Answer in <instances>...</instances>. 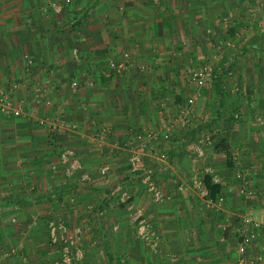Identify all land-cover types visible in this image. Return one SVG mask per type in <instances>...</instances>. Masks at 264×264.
<instances>
[{
  "label": "crops",
  "instance_id": "crops-1",
  "mask_svg": "<svg viewBox=\"0 0 264 264\" xmlns=\"http://www.w3.org/2000/svg\"><path fill=\"white\" fill-rule=\"evenodd\" d=\"M52 1L57 0H0V91L21 82L10 94L23 108L18 117L0 112V264H52L53 251L44 221L61 214L73 224L87 225L83 212L92 203L99 205L97 209L103 207L98 226L102 234L107 223L121 221L116 225L119 230L112 232L111 243L119 247V237L124 238L131 228L126 214L104 208L108 182H125L133 202L145 208L167 248L177 252L178 264H238L240 257L236 259V248L228 238L224 240L218 233L212 243L218 220L209 223L206 215L198 214L205 199L195 192L191 181L197 163L192 160L193 153L182 156L186 146L176 139L182 135L179 110L188 90L182 79L187 74L183 66H190V71L198 62L220 56L213 43L216 28L222 24L217 15L230 14L233 21L226 12L232 5L227 0H70L67 11L56 19L50 10ZM242 2L243 12L248 10L258 17V5ZM252 19L256 22L247 27L240 52L264 58V30L257 31L256 44L250 46L255 38L250 30L264 26L255 16ZM235 25L231 23L229 33ZM123 52H129L130 61L125 70L114 75L108 61L120 60ZM26 54L33 60L31 65ZM260 64L258 79L250 83L249 91L257 95V111L264 118V62ZM74 79L79 81V88L71 91L69 84ZM203 101L193 108L198 121H205L210 117L208 111L212 112ZM54 120L61 122L56 132L50 131ZM167 129L170 137L165 140L161 134ZM190 131L184 135L192 137L196 130ZM148 133L154 135L145 137ZM138 134L143 136L140 141ZM250 145L251 149L248 144L235 147L239 166L219 165L218 170L225 182H230V172L243 168L251 175V186L261 193L264 169L256 163L261 155L253 151L257 146ZM66 147L74 149L91 174L90 181L95 182L91 184L95 188L77 187L81 189L79 200L71 215L61 208L65 190L70 187L63 182L79 181L65 176L59 161V152ZM134 152L141 155L143 167L154 168L158 185L170 196L168 201L154 204L145 186L136 180L140 172L129 171ZM214 152L220 154L215 147ZM162 153L167 156L165 160L159 157ZM259 153L263 158L264 149ZM209 156L212 159L211 153ZM103 165L109 167V174L100 172ZM173 178L184 179L186 186L179 188ZM29 183L36 188L33 192L18 189ZM54 188H61L57 198H40L50 196ZM221 195L228 202L230 195ZM13 218L17 224L11 223ZM196 227L201 229L198 237ZM260 236L255 241L257 247H253L256 253L264 252ZM7 243L16 247L18 255L7 252L11 249ZM126 248L120 246L119 251L127 252Z\"/></svg>",
  "mask_w": 264,
  "mask_h": 264
},
{
  "label": "rangeland",
  "instance_id": "rangeland-1",
  "mask_svg": "<svg viewBox=\"0 0 264 264\" xmlns=\"http://www.w3.org/2000/svg\"><path fill=\"white\" fill-rule=\"evenodd\" d=\"M248 1L249 2L252 1L254 5H258V7L261 8L260 12L259 11L255 12L258 14V17L256 15H251L250 14L251 12H249L248 10L247 11L245 10L244 12L243 10H241V6H243L242 0L226 1L228 5L230 4L232 5L229 6L230 10L226 12H228V14L231 13V17L234 18L233 21L229 20L230 14L229 15L226 14L225 16L222 15L221 17L219 14L217 15L219 21L222 24L216 28L218 29L217 31L215 29V31L217 32L216 33L217 40L215 39L216 42L214 41L213 43L215 45L214 46L215 50L217 51V53L220 54V56L216 55L212 57V61L210 60L200 61L198 62L199 64L194 65V67L196 68L191 69L190 71H189V68H191L190 66H186V67L183 66L184 67L183 71L187 73V74H183L184 76L182 77L184 84L188 89L186 91L187 93L186 100L188 98H192L193 102L191 105H188L183 112L181 109L179 110V113L181 114V118H182L181 122L179 123V127L181 129L180 131L182 132L180 133L182 135L181 137L180 136L176 137V139H178L182 143L184 142V146H186L185 149L183 150L182 156H184L185 153L187 155L188 154L191 155L192 153L194 154V155L192 154L194 159L192 157L190 158H192L194 163H197L196 165L197 169L192 174L193 176L192 175L191 176L192 177L197 176L198 178H201L202 174H205L204 168L207 166H213L220 176V184L222 185V192L227 195H230L229 197L231 199L229 198L228 202L227 200H225L224 197L222 201L212 202V204L207 202V200L205 199V202H203L201 204L202 206L200 205L201 207L198 209L199 212L198 214L199 215L201 214L202 216L206 215V218H208L209 223L210 222L213 223L214 219L218 220V224H214L213 227L214 234L212 235V243L216 242V240L213 239L216 237L218 233L221 234L220 236H224V240H227L228 238L227 242L231 246L233 247L235 246L236 252L238 253V254L236 253V259L240 257L239 258L240 260H238V264H242L241 263L242 258L244 264H256V262L258 261L264 262V252L260 250L257 251L256 253L255 252L256 250L253 248V247H257L255 244L257 242L256 240L260 235H261L260 237L263 238L264 240V232L260 233L255 240L256 242L254 241L253 244L248 247L247 254L245 256L241 255L238 251V242H239L238 232L240 230V226L241 223L243 222V219L247 216L258 221H261L263 219L261 217V214H262V210L264 209V187L262 188L263 189L262 192L258 193L259 188L255 189L254 187L251 186V175L241 167L240 168L235 167L234 172H230V175H232V177L230 178L231 180L230 182H225V176L222 175L218 170L220 168L219 165H221V168L226 167V165L229 166L228 164L230 163L228 160L231 161L232 165H234L235 163L237 164V166H239V163H241V161L239 162V155H238L239 152L238 154L236 153L237 150L235 149V147L238 144L245 146L248 144L249 148L251 149L252 147L250 143L254 144V146H257V148L254 149L253 151L257 152V154L261 155V157H258L259 160L256 163L258 167L261 166L264 169V157L262 158V154L259 153V149L261 148L264 149L263 147L264 118L261 116V113L257 111L258 110L256 107V99H258L257 95L252 90L249 91L250 83L253 84L258 79L259 68H257V66L261 65L260 63L264 62V58H262V56H255L256 54L250 57L248 53L242 54L240 52L242 45L240 41L243 42L246 40L247 27L251 25V23L254 24L256 22V19H252V17L255 16V18H258V20L261 21L264 25V14L263 12H261L262 10H264V0H248ZM70 3L71 2L66 3L65 0H57V1H52L50 3V10H52V12L55 14L56 19H59L60 15L64 14L67 11L66 8ZM58 6H60V10L56 11L55 8H57ZM232 22H236L235 25L236 27L233 29L234 30L233 33H229V28ZM260 30H264V26L259 28L253 27L250 30L249 33L253 32V34H255L254 41L250 43L251 44L250 46L256 44L257 41L256 34H258L257 31ZM255 48H257L256 45ZM233 54H236L235 57H232ZM205 66L212 67V77L208 79L204 85L202 86L195 85L190 81H188L187 77H185L188 76L192 70L203 68ZM215 84L216 85L219 84L223 88L224 93L219 94ZM201 100H204L203 104L205 102H208V104L212 108L211 109L212 112L208 111L210 113V117H207L208 119H206L205 121L203 119H201L203 121L196 120L197 118L196 113L195 111H193V108H195L197 104L198 105L201 104L200 103ZM187 111H189V116L186 115ZM218 112H220L222 115H219L220 117H218L217 119ZM192 114L194 115L193 117H191ZM188 117L189 120L187 119ZM190 130H196V131L192 133L193 134L192 137L189 136V134L185 136L184 134L189 132ZM199 138H204V139L208 138V140L204 144L205 153L203 157L198 158L193 150L195 143L199 140ZM168 139L169 138L165 140ZM221 140H223L221 147L222 149L219 150L220 154L217 155L214 152V146L216 143H219ZM226 150H229V154H230L229 156L227 155ZM210 153L212 154V159H210L211 158V156H209ZM235 156L236 157L238 156V158H235ZM159 157L161 158V156ZM166 158L167 156L165 155V158H162V160H165ZM141 163H142V157H141V162L139 164L140 168H146L143 167ZM61 165L63 166L65 176L71 177L72 180L79 181V182L77 181L63 182L64 185H68V187L69 186L70 187L68 190L63 189V191L65 190L67 191V193L66 196L62 199L61 208H63L65 212L71 215V213H73V211L76 210L75 203H78L77 200H79L78 194L81 189L77 190V187L89 186L90 188L92 187L91 184L95 182L90 181L92 179L91 174L83 168V165L80 170L73 172L70 175L66 174L64 165L62 163ZM129 171H131V169ZM138 171L140 173H138ZM131 172L134 174L138 173L136 180L137 182H141L144 185V183L141 180L142 171L137 170ZM237 172H243L244 174H246L245 176H247L250 180L249 181L250 187H252V189L257 191L255 195L246 196L239 192V186L241 182L236 178ZM83 173H87L90 176V178L82 179L81 175ZM173 179L176 180L175 183H177V186L179 188L183 189L186 186L184 179L182 180H178L176 178ZM191 181L193 182V179ZM187 182H189V180H187L186 183ZM57 184H61V182L60 183L57 182ZM108 184H109L108 187L109 189L107 191V194L104 196L106 197V199L104 200V208L108 207V210L115 209V211L120 212V214L121 213L126 214V216H128L127 218L129 222L127 225L131 228L129 232L126 233L124 238L119 237L118 241L116 242V246L119 247H115V246L113 247L111 243L113 239L112 232H117V230H119V228H116V225H120L119 224L121 222L120 220L112 221L109 222L108 224L107 223L108 221L106 219L104 221L103 219V221L107 223L106 228H104L105 229L104 233L102 234L98 230V226H100V222H101L100 218H103L104 216L103 213L100 214V209L102 207L101 205H100L101 207L97 209L99 205L94 206L92 203L89 207L84 208L87 210V212H83V216L85 215L84 217L85 219H87L85 221L87 225H84V223L82 222L78 224L76 223V221L73 224L70 222V218L68 216L64 217L61 214L60 215L56 214L50 216L44 221L46 228H47V221L51 219L54 220L59 219L64 221L70 231H73L76 228H80L82 232L81 235L83 238L81 241V245L83 247V255L80 258V260L77 261V264H90V261L92 260L96 261V264H106L103 254L104 251H108L111 254L112 258L116 259L119 262V264H133L134 262L138 264H178L179 256L177 252L175 251V249L167 248L168 245H166L165 240L162 237L161 233L157 231L156 225L153 224L151 220L147 217L145 208L133 202L131 192L129 191V189L124 187L125 182H108ZM115 185H119L121 186V188L128 190V192L131 195V202L134 204V206H139L143 209L146 218L148 219L152 228H154L157 231L159 236L157 240V245L155 247H152L150 244L143 241L137 235L135 224L132 223L130 220L129 210L126 209L125 205L121 203L115 195L111 194V190ZM21 188L23 189V191L21 192L26 194L27 192H33L34 189H36L35 187L34 188L32 187L31 183H29V185L26 184L18 189ZM193 189H195L196 190L195 192L199 193L198 195H200V192L195 185ZM47 190L48 188H45V191ZM165 194L166 196H168V198H166L164 201L160 203H155L152 200L151 196L150 198L154 204H163L164 202L170 199V196L167 193ZM231 200L236 201V203L233 204ZM224 202L225 203L227 202L226 204L228 205H225ZM197 206L199 207V205ZM88 210H90L91 212H88ZM112 212L114 211L112 210ZM88 214H90V217L87 216ZM91 214L93 216H91ZM13 219L11 220V223L17 224V220L15 218ZM199 220L203 221L202 219ZM89 226L91 227L89 228ZM7 227L11 228L10 225H7ZM247 228L248 227L245 226V229ZM91 230L92 231L96 230L97 232L91 233L90 232ZM196 232H197V237L198 234L200 236L201 229L197 228ZM225 234H228L229 236ZM10 236H14V235L12 234ZM84 238H86V240ZM122 241H125L124 243L125 245H123ZM13 242L14 240L12 241V244ZM8 244L9 243H7V245ZM126 245L128 246L129 249L126 248ZM120 246H123L124 249L126 248V250L128 249L127 252L119 251ZM8 247L10 246L8 245ZM50 247L52 248L53 251L51 256L52 258L51 262L53 263L54 260L58 259L61 256V251L58 245L50 244ZM10 248L11 249L8 250L7 252H10L11 254H13V256L18 255V252L15 250L16 247L15 248L10 247ZM253 253L256 254L251 256V254ZM257 256H260V259L255 262L253 261V263H251L250 261L254 260L253 258Z\"/></svg>",
  "mask_w": 264,
  "mask_h": 264
},
{
  "label": "built area",
  "instance_id": "built-area-1",
  "mask_svg": "<svg viewBox=\"0 0 264 264\" xmlns=\"http://www.w3.org/2000/svg\"><path fill=\"white\" fill-rule=\"evenodd\" d=\"M66 3L70 0H65ZM56 11L60 10V6L55 8ZM75 57L76 52H74ZM28 65H31L33 60L29 55L24 56ZM130 61L129 52H123L122 58L120 60L110 59L108 61V67L111 73L118 74L126 69L128 62ZM212 77V67L205 66L196 70H192L187 76L188 81L191 83L202 86L206 83L208 79ZM22 84L21 82H13L8 86V90L0 91V112L9 116L18 117L23 113V108L19 103H15L10 92ZM69 87L71 91H76L79 88V81L74 79L70 82ZM193 102L192 98H188L186 102L182 105V112L186 109L187 105H191ZM237 116V115H236ZM259 119V118H258ZM58 123H61L58 120H54L50 123V131L56 132L60 127ZM153 133H148L145 137H152ZM142 134L136 135V138L140 141L142 139ZM170 137V130L167 129L166 132L162 133V138L167 139ZM208 138H199L195 143L194 153L196 156L203 157L204 155V144L207 142ZM161 159L165 158V154L162 153ZM59 160L64 165L67 175L72 174L82 168V163L77 158L76 153L73 148L66 147L61 150L59 154ZM141 156L137 152H134L129 158V165L131 171L141 170V180L144 183L147 191L150 193L152 200L155 203H160L164 201L168 196H166L164 190L158 185L157 180L155 179V173L153 167L140 168ZM109 167L103 165L100 168V172L106 174ZM204 173L209 175L213 182L220 183V176L213 166H207L204 168ZM243 172H237L236 178L241 182L239 186V192L246 196H253L257 193L256 190L252 189L249 184V178L245 176ZM82 179H89L90 176L87 173L81 175ZM194 185L198 188L202 198L206 199L207 202L212 204V199H207L208 191L202 183V179L197 176L193 177ZM111 194L115 195L117 199L123 203L126 209L129 210L130 220L135 224V229L137 235L146 243L150 244L152 247L157 245V240L159 238L157 231L152 228L148 219L146 218L144 211L139 206H134L131 202V195L128 190L121 188L119 185L113 186ZM223 196L220 195L215 201H222ZM261 221L252 219L247 216L243 219L241 223L240 230L238 232L239 242H238V251L241 255L247 254V249L253 244L256 238L260 233L264 232V209L262 210ZM14 220V219H13ZM245 226L248 227L245 229ZM47 232L48 240L52 245H58L60 247L61 256L54 260L52 264H77V261L83 255V247L81 245L82 235L80 228H76L73 231H70L66 223L62 220H48L47 221ZM250 262L257 261L260 259V256L253 258ZM243 262V258L241 259Z\"/></svg>",
  "mask_w": 264,
  "mask_h": 264
},
{
  "label": "trees",
  "instance_id": "trees-1",
  "mask_svg": "<svg viewBox=\"0 0 264 264\" xmlns=\"http://www.w3.org/2000/svg\"><path fill=\"white\" fill-rule=\"evenodd\" d=\"M217 91L219 94L224 93L223 88L218 84L216 85ZM232 117V116H231ZM221 140L216 146H214L217 150H221L222 148V142ZM227 155L229 156V150H226ZM231 164V161L228 160ZM202 183L206 190L208 191L207 199L217 200V198L223 193L222 192V185L220 183H215L212 181L211 177L207 174H202ZM59 189V190H58ZM61 190V188H54L53 191L50 193V196H42L41 199L44 200H52L53 198H57L59 195L57 193ZM9 203H12V199H7ZM104 258L106 261V264H119V262L116 259H113L111 254L108 251H104Z\"/></svg>",
  "mask_w": 264,
  "mask_h": 264
}]
</instances>
